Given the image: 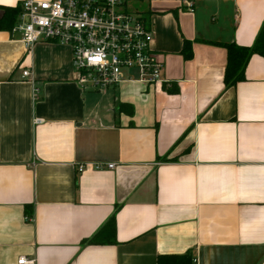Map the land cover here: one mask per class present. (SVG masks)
<instances>
[{
  "label": "crops",
  "instance_id": "obj_1",
  "mask_svg": "<svg viewBox=\"0 0 264 264\" xmlns=\"http://www.w3.org/2000/svg\"><path fill=\"white\" fill-rule=\"evenodd\" d=\"M21 2L0 3V264H264V58L226 89L227 51L208 43L252 46L264 0H128L176 93L136 75L83 89L69 46L28 50L3 27ZM113 216L115 243H85Z\"/></svg>",
  "mask_w": 264,
  "mask_h": 264
},
{
  "label": "built area",
  "instance_id": "obj_2",
  "mask_svg": "<svg viewBox=\"0 0 264 264\" xmlns=\"http://www.w3.org/2000/svg\"><path fill=\"white\" fill-rule=\"evenodd\" d=\"M197 1L180 0L189 11ZM13 31L28 50L40 42L69 46L77 82L85 90L118 87L134 79L129 73L148 88L169 86L163 77L164 63L153 48L152 27L143 14L129 9L128 0H22ZM22 77H30V69ZM89 166L112 170L116 164ZM87 167L80 165L78 170L82 173ZM18 263L35 261L23 257Z\"/></svg>",
  "mask_w": 264,
  "mask_h": 264
},
{
  "label": "trees",
  "instance_id": "obj_3",
  "mask_svg": "<svg viewBox=\"0 0 264 264\" xmlns=\"http://www.w3.org/2000/svg\"><path fill=\"white\" fill-rule=\"evenodd\" d=\"M21 12V8L13 9L12 14L4 17L1 24L4 28L13 30L17 23V17ZM223 47L227 51V66L224 74V85L226 89L236 86L238 83L245 80V72L247 66L254 55H259L264 58V24L254 42L250 47H242L236 43L222 44V43H211ZM182 55L185 60H191L193 58L192 43L189 41L184 42L182 49ZM163 89L168 93H176L175 84L170 86L164 85ZM119 111L126 113L130 116L134 115V108L127 104H121ZM116 233V219L113 216L108 223L102 228L98 234L92 239L87 240L85 243L88 244H113ZM194 259L190 254L181 256L167 255L160 256L158 264H193Z\"/></svg>",
  "mask_w": 264,
  "mask_h": 264
},
{
  "label": "clouds",
  "instance_id": "obj_4",
  "mask_svg": "<svg viewBox=\"0 0 264 264\" xmlns=\"http://www.w3.org/2000/svg\"><path fill=\"white\" fill-rule=\"evenodd\" d=\"M16 0H0V3L3 4H11L12 6H15Z\"/></svg>",
  "mask_w": 264,
  "mask_h": 264
},
{
  "label": "rangeland",
  "instance_id": "obj_5",
  "mask_svg": "<svg viewBox=\"0 0 264 264\" xmlns=\"http://www.w3.org/2000/svg\"><path fill=\"white\" fill-rule=\"evenodd\" d=\"M129 9H130L131 11L133 10V12H135V11H134V8L132 7V3L129 4ZM128 75H133V76H135L134 73H129Z\"/></svg>",
  "mask_w": 264,
  "mask_h": 264
}]
</instances>
